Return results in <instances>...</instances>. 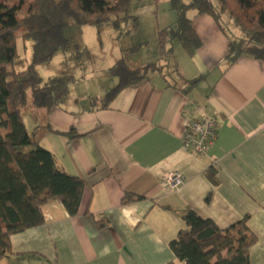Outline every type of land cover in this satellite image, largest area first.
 <instances>
[{"label": "crops", "instance_id": "0c3cea01", "mask_svg": "<svg viewBox=\"0 0 264 264\" xmlns=\"http://www.w3.org/2000/svg\"><path fill=\"white\" fill-rule=\"evenodd\" d=\"M158 4L166 8L168 0L130 10L139 19L155 15L153 50L146 52L147 44L137 56L118 51L107 67L121 58L132 69L157 61L151 80L121 90L107 108L82 106L70 93L61 108H31L30 131L23 123L32 140L86 188L74 218L57 199L45 204L44 223L12 235L11 254L0 264H183L168 243L187 211L220 229L248 216L256 236L249 262L264 264V61L243 55L225 69L229 40L241 35L230 33L227 17L217 24L208 15L192 20L201 41L193 57L159 59L157 31L175 18L168 10L160 25ZM177 78L200 81L186 95L181 82L172 87ZM205 114L216 121L217 138L199 157L183 150L182 138L186 124ZM70 131L77 137L64 134ZM174 172L185 182L169 189L165 177ZM125 193L142 200L122 206ZM95 221L106 226L98 230Z\"/></svg>", "mask_w": 264, "mask_h": 264}, {"label": "trees", "instance_id": "16d2710c", "mask_svg": "<svg viewBox=\"0 0 264 264\" xmlns=\"http://www.w3.org/2000/svg\"><path fill=\"white\" fill-rule=\"evenodd\" d=\"M148 1L156 4V0ZM134 3L135 0H0V262L11 254L12 235L44 223L42 208L50 200H59L67 215L76 217L86 188L82 179L55 166L51 153L32 140L23 123L21 113L28 105L46 111L61 108L75 82L72 75L65 73L44 80L37 67L50 62L56 53L68 50L64 30L69 27L100 29L110 25L120 29L130 23L132 30L137 29L139 18L130 15ZM168 8L175 19L157 31L159 59L172 56L174 42L188 57H193L201 41L192 28V20L208 15L217 24L222 16L227 17L241 33L239 39L229 40L223 59L225 69L243 55L264 61V0H168ZM18 38L24 43L32 42L29 62L18 53ZM143 45L127 52L135 54ZM157 63L132 69L122 58L116 61L108 72L117 84L103 96L100 107L107 108L121 90L151 80L159 73ZM199 81L200 78H177L172 87L181 82L178 89L187 95ZM95 104L93 99L91 106ZM64 134L77 137L71 131ZM26 147L28 151H21ZM213 176L208 171V177L213 180ZM141 200L125 193L120 205ZM247 218L220 229L211 220L187 211L182 216L184 227L168 247L183 264H250L249 251L256 236L247 227ZM95 226L103 229L106 222L95 221Z\"/></svg>", "mask_w": 264, "mask_h": 264}, {"label": "rangeland", "instance_id": "374dc122", "mask_svg": "<svg viewBox=\"0 0 264 264\" xmlns=\"http://www.w3.org/2000/svg\"><path fill=\"white\" fill-rule=\"evenodd\" d=\"M136 2L137 4L140 2L141 9H145L152 5L148 0H135L134 4H136ZM166 8L160 4L157 5L160 25H165L162 20L169 14V8ZM154 16L149 15V17H140L139 26L135 30L131 29L130 23L122 26L120 29H114L110 25H105L100 29L94 27H69L64 30V36L69 40L68 50L64 53H56L50 62L38 66L37 71L44 80L63 73L72 75L75 82L70 88V97L78 99L82 106L86 105L88 102L91 105L93 99L96 103L95 106H100L103 96L117 84V80L110 76L107 69V67H109L108 65L113 63V55L118 51L130 49L144 42H146L144 47L147 44L149 45L145 50L146 52L149 53L153 50ZM171 16H173V14H171ZM225 20L226 19L223 18V22H227L228 25V21L226 20L225 22ZM229 25L231 29L236 28L232 21H229ZM233 29L230 30V33H233ZM127 31H129V33H127ZM237 32L241 35L238 29ZM31 47V41L24 43L18 38V53L27 62L31 59ZM173 48V53L170 57L171 61L178 60L182 54H185L177 42H174ZM140 50H142V48ZM77 52L79 55H77ZM124 53L125 52H122L121 54ZM137 53L129 55L137 56ZM132 58L130 57V59ZM205 87L206 86H204V88ZM31 108L32 107L28 105L21 113L23 122L27 123V128L30 125L28 121L30 119L29 112ZM32 110L34 109L32 108ZM1 131L2 133L5 132L4 130ZM28 131H30L29 128ZM28 150V147L21 149V151Z\"/></svg>", "mask_w": 264, "mask_h": 264}, {"label": "built area", "instance_id": "2783aa9c", "mask_svg": "<svg viewBox=\"0 0 264 264\" xmlns=\"http://www.w3.org/2000/svg\"><path fill=\"white\" fill-rule=\"evenodd\" d=\"M216 138L217 123L213 117L205 114L186 124L182 138V148L195 156L202 157L214 145ZM184 182V177L179 173L174 172L165 177V184L169 189L178 188Z\"/></svg>", "mask_w": 264, "mask_h": 264}]
</instances>
